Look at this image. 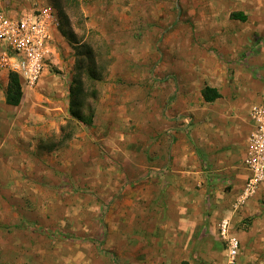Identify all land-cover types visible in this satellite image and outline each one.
Returning a JSON list of instances; mask_svg holds the SVG:
<instances>
[{
  "label": "rangeland",
  "instance_id": "rangeland-1",
  "mask_svg": "<svg viewBox=\"0 0 264 264\" xmlns=\"http://www.w3.org/2000/svg\"><path fill=\"white\" fill-rule=\"evenodd\" d=\"M238 1L0 0L17 18L47 4L60 17L62 8L71 38L59 25L56 63L33 87L22 83L18 106L5 102L11 70L0 44V264H165L157 251L163 192L144 173L156 165L145 149L173 129L191 130L194 118L185 123L187 113L173 104L188 65L196 96L204 61L224 60L221 42ZM70 88L84 121L72 116ZM172 115L180 124L165 127ZM256 240L241 238L238 264H264V236ZM168 255L169 264L179 261Z\"/></svg>",
  "mask_w": 264,
  "mask_h": 264
},
{
  "label": "crops",
  "instance_id": "crops-1",
  "mask_svg": "<svg viewBox=\"0 0 264 264\" xmlns=\"http://www.w3.org/2000/svg\"><path fill=\"white\" fill-rule=\"evenodd\" d=\"M238 2L226 21L227 34L221 42L224 60L221 57L218 65L204 61L206 81L196 96L192 91L196 71L188 65L189 80L173 104V110L178 107L187 113L185 123L194 118L191 130L173 129L145 149L146 155L154 153L156 165H145L144 173L161 187L157 195L163 192L158 200L166 210L161 226L164 238L157 251L166 255L165 264H169L168 254L178 255L176 264H223L227 250L220 223L227 216L241 249V238L250 234L259 243L264 236V228H257L264 223V184L243 206L234 208L249 175L245 158L254 129L251 108L264 103V79L257 73L264 76V0ZM233 12H242L245 19L233 18ZM237 26L244 29L238 31ZM53 53L52 49L49 62L56 63ZM207 85L217 88L221 97L206 101L202 89ZM173 116L165 119V127L180 124ZM167 140L171 144L165 146ZM248 221L249 229H244Z\"/></svg>",
  "mask_w": 264,
  "mask_h": 264
},
{
  "label": "built area",
  "instance_id": "built-area-1",
  "mask_svg": "<svg viewBox=\"0 0 264 264\" xmlns=\"http://www.w3.org/2000/svg\"><path fill=\"white\" fill-rule=\"evenodd\" d=\"M60 25L59 14L47 4L31 14L11 17L0 9V44L4 47L3 59L10 70L18 73L21 83L33 87L43 74L52 53L53 34ZM254 129L251 131L245 166L247 180L234 208L243 206L264 184V103L251 108ZM190 121L186 119V123ZM220 235L226 243L227 260L224 264H238L240 239L230 232V218L220 223Z\"/></svg>",
  "mask_w": 264,
  "mask_h": 264
},
{
  "label": "trees",
  "instance_id": "trees-1",
  "mask_svg": "<svg viewBox=\"0 0 264 264\" xmlns=\"http://www.w3.org/2000/svg\"><path fill=\"white\" fill-rule=\"evenodd\" d=\"M60 9H61L59 10L60 19H64L65 17H67L66 12L62 8ZM232 16L233 18H239L241 20L245 19V16L243 15L242 12H233ZM60 31L64 36L69 37L68 32H66V30L63 29L61 25H60ZM69 39L71 40L70 37ZM8 78H9L8 84L5 88V102L6 104L11 105V106H18L21 104L23 96H24V91H23L20 77L18 73L10 71ZM73 80L76 81V78H74ZM70 94H71L70 109H71L73 118L84 121V116L83 114H81V111L79 110V102L75 100V97H74L75 89L70 88ZM202 95L206 101H213L221 97V93L218 91V89L211 87L209 85L205 86L202 89Z\"/></svg>",
  "mask_w": 264,
  "mask_h": 264
},
{
  "label": "bare ground",
  "instance_id": "bare-ground-1",
  "mask_svg": "<svg viewBox=\"0 0 264 264\" xmlns=\"http://www.w3.org/2000/svg\"><path fill=\"white\" fill-rule=\"evenodd\" d=\"M137 230V229H136Z\"/></svg>",
  "mask_w": 264,
  "mask_h": 264
}]
</instances>
